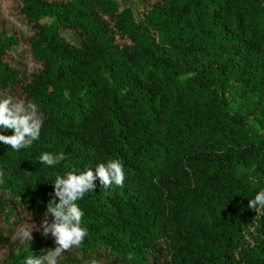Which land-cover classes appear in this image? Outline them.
Returning <instances> with one entry per match:
<instances>
[{
  "label": "trees",
  "instance_id": "16d2710c",
  "mask_svg": "<svg viewBox=\"0 0 264 264\" xmlns=\"http://www.w3.org/2000/svg\"><path fill=\"white\" fill-rule=\"evenodd\" d=\"M16 6L40 67L21 77L0 17V92L35 103L43 125L31 147L0 143V264L53 251L42 228L28 244L18 229L59 202L57 176L110 160L124 185L97 179L77 202L88 235L58 264H264V210L248 208L264 191V0ZM46 152L66 159L50 167Z\"/></svg>",
  "mask_w": 264,
  "mask_h": 264
},
{
  "label": "clouds",
  "instance_id": "9594fccd",
  "mask_svg": "<svg viewBox=\"0 0 264 264\" xmlns=\"http://www.w3.org/2000/svg\"><path fill=\"white\" fill-rule=\"evenodd\" d=\"M43 120L38 115V107L35 103H25L24 100H14L9 96L0 99V129L11 130L12 135L0 134V143L8 145L15 151L31 147L33 142L40 137ZM64 153H43L39 161L48 166H55L65 160ZM3 172H0V185L5 183ZM99 180L105 189L113 186L123 187L125 173L119 160H110L106 164L101 163L96 168L88 169L80 174L73 172L66 176H57L54 183V196L59 202L51 201L46 209L45 219L37 227L21 226L16 238L22 243L33 240L32 232L43 229V235L51 234L57 247L48 251L46 255L37 257L34 254L27 257L26 264H58V258L73 247H80L88 235L87 229L82 227L84 212L80 209L78 201L84 196L95 191ZM248 208L258 212L264 210V191L256 194L255 198L248 201ZM51 214L52 222L49 223L47 215Z\"/></svg>",
  "mask_w": 264,
  "mask_h": 264
},
{
  "label": "rangeland",
  "instance_id": "374dc122",
  "mask_svg": "<svg viewBox=\"0 0 264 264\" xmlns=\"http://www.w3.org/2000/svg\"><path fill=\"white\" fill-rule=\"evenodd\" d=\"M118 1L123 3H141V0ZM16 5L17 0H0V17L4 21L6 30L9 33H15L19 38L20 43L18 44V46L12 49V62L20 69L21 77L24 80H28L31 73L35 70H38L40 65L32 57L28 42L31 31L26 23L25 17L19 14ZM62 33L73 43L79 44L81 42V36L77 32H68L66 30H62ZM9 96L13 97L14 100H24L19 94L13 93L10 90L0 92V97L2 99L7 98ZM25 103L27 104L26 101Z\"/></svg>",
  "mask_w": 264,
  "mask_h": 264
}]
</instances>
